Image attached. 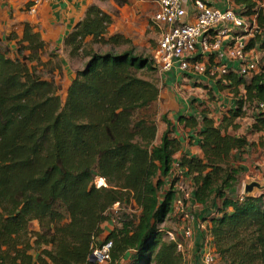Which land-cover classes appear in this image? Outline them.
Masks as SVG:
<instances>
[{
    "label": "trees",
    "instance_id": "16d2710c",
    "mask_svg": "<svg viewBox=\"0 0 264 264\" xmlns=\"http://www.w3.org/2000/svg\"><path fill=\"white\" fill-rule=\"evenodd\" d=\"M108 1L118 8L130 3ZM231 3L254 19L245 50L261 51L258 72L211 76L212 66H220L211 55L204 75L220 91H232L235 105L223 107L218 120L187 114L175 123L163 116L162 132L155 114H143L160 99L155 80L142 77L157 71L156 63L137 54L124 33H113L114 14L90 6L65 39L71 58L80 51L88 58L65 100L56 80L33 66L47 44L32 24L0 36V264H100L93 253L109 243L104 264H185L181 242L166 240L172 232L163 225L186 178L192 200L216 207L205 245L217 261L264 264V193L238 194L246 169L236 164L242 157L233 156L247 147L264 149L258 109L264 102V0ZM88 43L112 50L97 53ZM209 93L212 102L216 96ZM180 127L190 130L187 141L193 146L196 140L200 155L184 152ZM96 178L107 186L97 187ZM115 205H134L136 212L107 232Z\"/></svg>",
    "mask_w": 264,
    "mask_h": 264
},
{
    "label": "crops",
    "instance_id": "0c3cea01",
    "mask_svg": "<svg viewBox=\"0 0 264 264\" xmlns=\"http://www.w3.org/2000/svg\"><path fill=\"white\" fill-rule=\"evenodd\" d=\"M33 1L34 0H0V36L5 37L14 30L18 33H21L23 30V24H32L35 27V31L38 32L41 35L42 39L46 42V52L51 53V55L56 57L59 61L58 69L61 70V76L56 79L73 80L75 77L76 69L75 71L72 69L71 61H73L72 58L74 57L71 58L67 49L65 48V39L72 32L76 24H78L85 17L86 12L88 11L90 6L96 4L108 13L111 12L106 10L102 2L99 0H40V3L37 6L36 13L31 14L29 13V8L33 4ZM145 1L146 5L148 7L151 6V10L155 9L154 11L156 12V0ZM145 1L143 0V4L145 3ZM29 3L31 4L30 6L28 5ZM214 5L219 8H226L227 6H232V3L231 0H216L214 2ZM154 11L149 12V14H151L152 16L150 22L152 23L151 26L153 28H155V25L153 24V17L155 14ZM119 12V17L116 15L113 17V33H124L126 36L133 40L135 46L137 45V42L135 41L136 37H141L142 39L146 40L145 34H147V31L150 28L148 22H141L139 25L136 22L131 23V19H127L124 15V8H119ZM135 17L137 18V16ZM135 17L134 20L136 21ZM235 34L238 33L235 32ZM231 46L232 43L230 42V40H226L224 42L223 48L218 53L213 54V56H215L214 61L220 66L227 65V67L231 71H237L239 68V63L236 61H230L227 56V51ZM179 74L188 76L190 80L186 81H188L190 85L192 84L196 86V88L198 89L199 87H201L200 91H202L203 93L209 92V89L212 90L217 98L215 99V101H213V103L209 101L203 102L198 100L194 105L191 106V109L189 111H186V109H182V114L180 116L194 114L199 116V118L208 116L209 118H215L216 120H218L219 118H221L220 111L223 107H233L235 105V99L233 98V95L231 93L232 91H220L217 88L215 81L209 79L205 75H190L174 70L166 74V76H168V84L177 85L178 83H182L184 80H175L177 75ZM217 100L218 102H216ZM185 103L191 104L192 102L186 101ZM198 103H200V106L198 105ZM182 107L185 106L182 105ZM201 108H206L207 112L202 113V111L200 110ZM249 121H251V119H249ZM184 131L187 133L188 137L190 135V130L184 129ZM177 133L180 138L182 137L183 139H185L183 137L184 132H182L180 128L177 130ZM183 143L185 153L191 155H200L201 151L196 146V140L194 141L193 146L189 145L187 140ZM256 149L264 150L261 148ZM249 153L250 150L247 147L242 153L234 152L233 156L237 158H240L241 156V161H244V156H248ZM239 161L240 160H238L237 164H239ZM262 178H264V176H262ZM185 181L189 185H192L188 178H186ZM252 182H258L264 185V180L260 179L259 176L249 178L246 172L245 179H243L241 185L237 189L239 195H245L246 186L248 184H251ZM191 189L192 192V186ZM256 195H258L257 191L252 196ZM196 208L198 210L197 213H194L197 216L196 233L194 239L190 241L186 240L184 238L182 228L177 232V237H175L173 233H169L181 242L183 246L185 264H204L202 260H200L201 262L199 261L200 255L198 257L197 253H200V250L204 247V245L210 242V219L213 217L216 207H213L212 205L203 207L201 205H198L195 200H192V198L190 197L187 202V209L189 211H193ZM173 216H175L174 213L170 215V217Z\"/></svg>",
    "mask_w": 264,
    "mask_h": 264
},
{
    "label": "built area",
    "instance_id": "2783aa9c",
    "mask_svg": "<svg viewBox=\"0 0 264 264\" xmlns=\"http://www.w3.org/2000/svg\"><path fill=\"white\" fill-rule=\"evenodd\" d=\"M215 1L156 0L153 24L159 32V40L154 60L161 73L167 74L177 70L190 75H204L210 56L218 53L226 40L232 43L227 51L229 60L239 63V68L235 72L240 76L258 72L262 64L261 51L245 50L256 31L254 19L242 15L232 6L216 7ZM39 3L40 0H34L29 13H36ZM228 71L227 65L219 68L212 66L210 74L222 76ZM258 109L264 113V102L258 105ZM105 184L103 183L106 187ZM182 185L183 181L176 187L179 190V197L174 205V214L181 215L184 238L190 241L195 237L197 218L193 211L187 209L183 197L180 196L184 195L187 199L191 197V194L185 193ZM170 237L175 240L173 235ZM111 245L109 243L102 250L94 251L93 255L97 262L105 263L109 258ZM179 250L183 251L182 244H179ZM201 257L204 264H220L208 245L203 247Z\"/></svg>",
    "mask_w": 264,
    "mask_h": 264
},
{
    "label": "rangeland",
    "instance_id": "374dc122",
    "mask_svg": "<svg viewBox=\"0 0 264 264\" xmlns=\"http://www.w3.org/2000/svg\"><path fill=\"white\" fill-rule=\"evenodd\" d=\"M129 1L130 3L128 5L122 7V9L123 8L125 9L124 15L126 16V18L131 19V23L136 22L139 25L141 22L145 23V21H147L148 24L150 25L147 34H145L146 40L142 39L141 37L135 38V41L137 42V45L136 46L134 45L136 48V53L154 59L155 57L154 55L156 53L158 46L159 32L156 27L153 28L151 26L152 23L150 22V20L152 16L151 14H149V12H153L155 9L151 10V6L148 7L146 5L145 0H144L145 1L144 4H143V0H129ZM101 2L106 10L119 17L120 14L119 8L117 7L114 1L103 0ZM135 16H137V18ZM134 17L136 21L134 20ZM11 46L15 47L14 45ZM126 47L128 46H124L123 48L116 49V51L118 52L122 51L126 49ZM88 48L93 49L97 53H105L107 51L112 50L111 46H101V44H95V43H88ZM72 59L73 61H71L72 62L71 67L74 71L76 69L75 71V76H76L77 71L84 69V65L88 60V58L84 56L83 51H80L77 54V56ZM33 66H37V71L39 74L42 75L43 78L51 79L52 76L56 80L58 87L60 88V95L62 96L63 100H65L67 90L70 86L69 83L71 84L72 80L56 79L61 76V70L58 69L59 66L58 59L52 56L51 53L46 52L41 57V60L39 62L33 63ZM50 71H52V74L50 73ZM142 77L149 80H155L158 87L160 88L161 96L157 104L151 107L152 109L150 108L149 110L143 112V114L146 116H150L152 115V113L156 115V120L159 123V132H162L166 128L165 124L162 122L163 116H166L172 122L177 123L178 117L182 114L181 113L182 109H186V111H189L191 109V106L194 105L198 100L203 102L204 101L211 102L212 95L209 92L203 93L202 91H200L201 87H199L198 89L196 88V86L192 84L190 85L188 81H186V80H190V78L186 75H181V74L177 75L175 80H184L182 83H178L177 85L168 84L167 82L168 76H166L164 72L161 73L159 67H157V71H154L152 73H145L144 76ZM186 101H191L192 103L187 104L185 103ZM216 102H218V100ZM182 105H184L185 107H182ZM198 105L200 106V103H198ZM200 110L202 111V113L207 112L206 108H201ZM182 128L183 127H180V130L184 132L183 137L187 140V133ZM181 139L185 141V139H183L182 137ZM239 165H242L246 169L249 178H254L259 176L260 179L264 180V178H262V176H264V150L253 149L252 152L248 154V156H244V161H239ZM100 180L101 178L95 179V184L97 187L104 186L103 183L102 184L100 183ZM105 183L106 182L104 181V184ZM182 186L185 190V193L191 194V190H192L191 185H189L188 183H186L185 180H183ZM182 197L184 199V202L186 201V205H187L188 199L184 195H182ZM135 209L136 207L134 205H129L128 207L115 206L112 213L113 219L111 222L106 223L104 225L105 230L107 232L111 231L114 228V226L118 225L119 221L123 217L136 212ZM197 210H198L197 208L194 209L193 210L194 213H197ZM33 228L38 229V226L35 224ZM163 228H165V230L168 232L178 234L177 232L180 231L182 228L181 216L175 215L173 217H170L163 225ZM166 240L168 241L170 240V234L169 237L166 238Z\"/></svg>",
    "mask_w": 264,
    "mask_h": 264
},
{
    "label": "water",
    "instance_id": "95a60500",
    "mask_svg": "<svg viewBox=\"0 0 264 264\" xmlns=\"http://www.w3.org/2000/svg\"><path fill=\"white\" fill-rule=\"evenodd\" d=\"M257 191L258 195L264 193V185L258 182L248 184L245 189V195L251 196Z\"/></svg>",
    "mask_w": 264,
    "mask_h": 264
},
{
    "label": "bare ground",
    "instance_id": "6f19581e",
    "mask_svg": "<svg viewBox=\"0 0 264 264\" xmlns=\"http://www.w3.org/2000/svg\"><path fill=\"white\" fill-rule=\"evenodd\" d=\"M100 183H101V184H102V183H104V180H103V179H101V180H100Z\"/></svg>",
    "mask_w": 264,
    "mask_h": 264
}]
</instances>
